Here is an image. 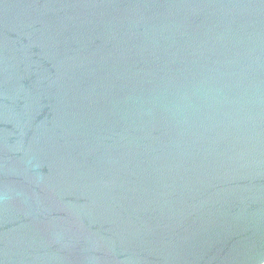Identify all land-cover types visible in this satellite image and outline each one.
Returning a JSON list of instances; mask_svg holds the SVG:
<instances>
[{
  "label": "water",
  "instance_id": "1",
  "mask_svg": "<svg viewBox=\"0 0 264 264\" xmlns=\"http://www.w3.org/2000/svg\"><path fill=\"white\" fill-rule=\"evenodd\" d=\"M0 264H264V0H0Z\"/></svg>",
  "mask_w": 264,
  "mask_h": 264
}]
</instances>
